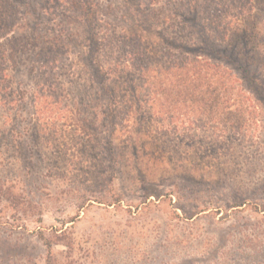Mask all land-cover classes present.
Here are the masks:
<instances>
[{
    "label": "rangeland",
    "instance_id": "obj_1",
    "mask_svg": "<svg viewBox=\"0 0 264 264\" xmlns=\"http://www.w3.org/2000/svg\"><path fill=\"white\" fill-rule=\"evenodd\" d=\"M198 1L0 5V46L37 45L0 72V264H264V104L209 111L159 89L185 58L235 72ZM245 1L228 10L261 29L264 0Z\"/></svg>",
    "mask_w": 264,
    "mask_h": 264
},
{
    "label": "trees",
    "instance_id": "obj_2",
    "mask_svg": "<svg viewBox=\"0 0 264 264\" xmlns=\"http://www.w3.org/2000/svg\"><path fill=\"white\" fill-rule=\"evenodd\" d=\"M6 2L7 0H0V5ZM245 2V0L198 1L199 8L205 17L202 16L201 20L205 19V21H208L206 23L207 26L210 27L209 29H212L213 33L220 36L219 39L222 42L229 41L235 46L233 59L229 60V65H232L231 69L235 72H230L222 68V66L210 64L206 60H198L196 59L197 57L193 59L185 58L178 68L182 73L180 77L173 78L169 84L162 83V86L159 88L162 89V96L168 97V93L171 92L167 90L169 87L179 89L180 94L177 96L182 97V102L189 103L190 105L198 104L204 109H209V111L224 107L225 104H229L230 99H232L234 106L241 109V111L243 110L244 113L250 108H256V106L264 104V23L263 27L259 30L253 24L248 29H241L237 23V14L231 13L228 10L229 7H231V11L233 12L241 10L245 6ZM3 12L2 14L0 13V40L4 39L5 32L8 29L3 21V17L5 16V12ZM90 16L89 14L84 15L85 21L88 24L91 22ZM9 41H12L9 43V50H4L5 48L0 46V72L3 71L5 59L11 61L16 53L23 54L24 52L37 49V45L29 41H25V43L13 41V39ZM25 45L30 46L31 49ZM199 49L200 47L194 46L193 49L184 50L183 48L182 50L187 51L190 56L194 54L196 56V52ZM47 50V53L50 55L57 54V52L50 48H47ZM93 51L96 53L97 49ZM134 53H136L135 59L139 63H143L144 61L140 53ZM43 57L44 59L40 60L38 69L43 71L54 70L53 67L57 60L52 59L48 61L45 59L46 55ZM93 65L96 71L95 75L100 80V86L103 88V92L108 95L110 90L105 86V77L101 75L103 71L95 60ZM54 86L55 84L47 82V84L42 86L41 94L45 90L49 92L54 91ZM174 96L175 94H173ZM113 101L112 98H109L110 103ZM109 119H111V116H109ZM110 127L113 130V126L110 125ZM241 203L243 204L244 202ZM253 207L259 209L257 204H254Z\"/></svg>",
    "mask_w": 264,
    "mask_h": 264
}]
</instances>
